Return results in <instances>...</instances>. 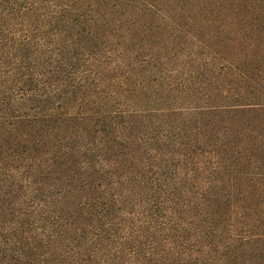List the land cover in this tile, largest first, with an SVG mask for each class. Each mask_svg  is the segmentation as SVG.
<instances>
[{
  "label": "trees",
  "instance_id": "obj_1",
  "mask_svg": "<svg viewBox=\"0 0 264 264\" xmlns=\"http://www.w3.org/2000/svg\"><path fill=\"white\" fill-rule=\"evenodd\" d=\"M0 264H264V0H0Z\"/></svg>",
  "mask_w": 264,
  "mask_h": 264
}]
</instances>
